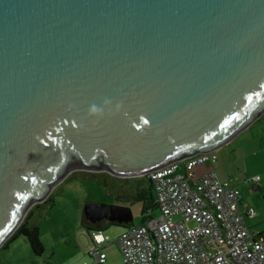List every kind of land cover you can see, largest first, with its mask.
I'll return each instance as SVG.
<instances>
[{
    "label": "water",
    "instance_id": "1",
    "mask_svg": "<svg viewBox=\"0 0 264 264\" xmlns=\"http://www.w3.org/2000/svg\"><path fill=\"white\" fill-rule=\"evenodd\" d=\"M263 114L264 0H0V248L71 173L146 176Z\"/></svg>",
    "mask_w": 264,
    "mask_h": 264
},
{
    "label": "built area",
    "instance_id": "2",
    "mask_svg": "<svg viewBox=\"0 0 264 264\" xmlns=\"http://www.w3.org/2000/svg\"><path fill=\"white\" fill-rule=\"evenodd\" d=\"M217 161V151L205 152L150 172L161 214L113 240L101 228L88 230L91 259L80 264H106L112 242L125 264H264V232L246 224L242 194L219 177ZM203 164L213 170L198 175L195 168ZM244 211L256 214L252 206Z\"/></svg>",
    "mask_w": 264,
    "mask_h": 264
},
{
    "label": "rangeland",
    "instance_id": "3",
    "mask_svg": "<svg viewBox=\"0 0 264 264\" xmlns=\"http://www.w3.org/2000/svg\"><path fill=\"white\" fill-rule=\"evenodd\" d=\"M261 123L262 121L257 123L255 121L251 127L217 150L216 167L219 171L225 169L227 165L228 173L233 175V182L240 179L239 170L243 171L245 168L244 158H248L251 170V157L248 152L252 145L250 138L258 135L264 136V125L262 126ZM89 174L88 171L71 173L59 186L54 188L51 200L34 208L32 222L38 226L41 240L46 244L44 254L46 257L43 256L41 259L36 256L32 252L28 239L20 235L10 243L11 246L7 250L11 253V257L6 256L1 259L0 264H21L22 262L24 264H80L84 259H91L88 253L90 239L83 225L84 206L89 202L129 206L133 213L132 225L143 224L145 215L148 217L149 213H142V202L130 198L117 199L115 195L133 192L134 187L146 185L147 176L117 179L113 175L107 178V185H105L99 183V179L90 177ZM150 214L156 218L161 212L157 207L150 211ZM126 227L122 224H112L103 227L102 230L113 240L122 234ZM105 252L107 254L106 264H125L116 242L108 244Z\"/></svg>",
    "mask_w": 264,
    "mask_h": 264
},
{
    "label": "crops",
    "instance_id": "4",
    "mask_svg": "<svg viewBox=\"0 0 264 264\" xmlns=\"http://www.w3.org/2000/svg\"><path fill=\"white\" fill-rule=\"evenodd\" d=\"M263 116L264 114L258 120H256V123L262 121L261 123L262 126L264 125ZM250 142L252 145L248 152L251 157L250 158L251 159L250 160L251 170L249 167L248 158H244L245 168L243 169V171L239 170L240 179L235 180L233 182V175L228 173L227 165L225 169H220L219 171L216 167V164L214 168L222 180L229 181L233 186H235L236 188L240 190L242 194L241 210L245 215V220H246V224L248 225V227L253 230L259 231V232H264V136L258 135V136H255L254 138H250ZM195 170L198 175H202L206 172L213 170V166L209 164L208 165L203 164V165L197 166ZM256 175L260 176V180L258 182H253L249 180V178L256 176ZM256 184L260 186L261 188L260 190L253 188V186ZM245 206L254 207L256 214L254 216H247L244 211ZM105 225L106 224L103 223L101 226H97V227H100L102 229ZM10 246L11 245H9L7 248H0V260L5 258L6 256L11 257V253L7 251L10 248ZM44 246L46 248L45 243H44ZM45 253H46V249H45L44 254ZM44 254L38 257L41 259L43 256L46 257V255ZM47 258L49 259V257ZM85 260H90V259H84L83 261ZM21 264H24V263L22 262Z\"/></svg>",
    "mask_w": 264,
    "mask_h": 264
},
{
    "label": "trees",
    "instance_id": "5",
    "mask_svg": "<svg viewBox=\"0 0 264 264\" xmlns=\"http://www.w3.org/2000/svg\"><path fill=\"white\" fill-rule=\"evenodd\" d=\"M88 173H90L89 174L90 177L99 179L98 182L104 183L105 185H107L106 183L107 178H110L111 176H113L112 174L107 173V172H88ZM146 176H147L146 185H141V186L138 185L134 187L135 191L133 192H129L126 194L117 193V195L115 196L117 199H129L130 198V199H134L137 201H141L142 202V213L143 214L149 213V216H150V211L156 209L158 207V203L156 201L154 184L152 180L150 179V177L148 175ZM114 177H117V176H114ZM118 178H121V177H117V179ZM51 199H52V193L50 194V196L47 198L46 201H44L43 203L34 205L28 211L21 225L11 235V237L3 244L1 248H7L10 245V243L13 242L15 239H17L18 237H20V235H24L30 243L32 252L36 256H40L44 254L45 246H44L43 241L41 240L40 231H39L38 226L36 225V223L32 222V217H33L35 207L41 206L47 203ZM148 217L145 215L143 223L147 221ZM112 224L114 223L110 221L104 227H108V225H112ZM83 225L86 227L87 231L94 229V228L96 229L100 228L95 225L89 224L87 219H85L84 213H83Z\"/></svg>",
    "mask_w": 264,
    "mask_h": 264
},
{
    "label": "flooded vegetation",
    "instance_id": "6",
    "mask_svg": "<svg viewBox=\"0 0 264 264\" xmlns=\"http://www.w3.org/2000/svg\"><path fill=\"white\" fill-rule=\"evenodd\" d=\"M110 215H111V211H109V217H110ZM85 219H87V221L89 222V224H92V225H95V226H101L103 223L104 224H107L108 222H110L109 219H104L102 221L93 222L91 218H87L86 216H85Z\"/></svg>",
    "mask_w": 264,
    "mask_h": 264
}]
</instances>
